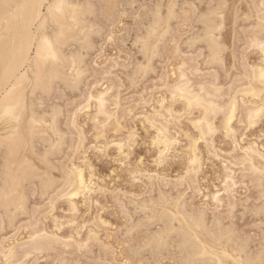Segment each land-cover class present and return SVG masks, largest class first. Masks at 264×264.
I'll return each mask as SVG.
<instances>
[{"label":"bare ground","instance_id":"bare-ground-1","mask_svg":"<svg viewBox=\"0 0 264 264\" xmlns=\"http://www.w3.org/2000/svg\"><path fill=\"white\" fill-rule=\"evenodd\" d=\"M192 1H196V4L200 3L202 5L207 0H192ZM215 1H216V4H213V5H218V4L226 5L225 0H218V1L215 0ZM8 2L13 3V4H33V3H37V2L41 3V4L45 5V7L40 9V12L43 13L45 16H47L48 11H49L47 5H55L58 2H63L65 4H71L72 5L71 9H65L66 14L74 12L77 15V22L74 26L71 24L70 21H66L65 35L64 36H58L59 30H58L57 26L54 23H52L50 17L43 24V27L41 29L43 32L44 38H46L48 40L49 44L51 45L52 55L55 56L54 60H49L46 63V65L42 71V83L45 85V87L47 89L46 95H47V97H49V98H47V102L45 101L46 100L45 93L42 92L40 89H38L36 87V83H35L36 74H37L36 73V53H35V51L32 50L30 52V55L27 57L28 62L25 63L24 68H23L24 78L20 79V78L16 77V75H15V73L17 71L16 67L11 62L6 61V59H5L6 51L4 48V44L0 43V143H5V144L11 143L13 145V151H12L11 155H8L4 151L0 150V224L3 225V227H1V225H0V227H1V229L3 228L4 230L9 229L8 230L9 234H10L11 230L15 232V233L13 232L14 234L11 236V238L9 236H8V238L0 236V256H1V254L3 255V256H1V258L2 257L5 258L6 260H4L3 262L6 261L5 263H7V264H26V261H24L25 258H28L33 253V251L42 250V246L45 242L44 239H48L49 234H50L48 231H46V229H43V227H45L44 225H42L43 222H41L42 229H41L40 223H38L39 227L38 226L36 227V225H37L36 222H38V219H37L36 221L33 220L36 223V225L33 224L34 222L32 223L31 221H30V224H33V228L35 226L36 229H39V228L40 229L36 230L34 228L36 231L35 230L32 231V233L28 237L29 240L27 242H21L20 243V241H17V239H14V237H15L14 235L19 234L21 232V228L23 227V226L21 227V224L18 225L19 223H21L20 219L23 217H28L29 219L34 217L33 213L35 212V210L33 211V209H31L29 207V203H30L29 201L31 199L30 198L31 196L29 195L30 189H28V187L32 186L33 183H36L35 186L33 184V186L35 187L34 193L36 194V191H38L39 198L42 199L43 201L48 200L49 202L53 203V202H55L61 198L67 199V202L69 204V208L66 206L69 209L68 212L74 214L73 217H71L72 220L70 222L69 221L67 222L69 226L70 225L76 226L79 223L78 222V217H79L78 215L80 213L79 212L80 208H79L78 200H80L82 197L85 199V193L83 190L80 189L79 173H81V172L83 173L84 182H85L84 187L86 189H89V188L95 189V190L89 192V194H88L89 197H87V199H85L86 203L88 202V200H90V198H92L90 195L97 192L98 186L96 187V184H95L96 183L95 182V173H94L95 171L93 170L94 165L91 164L90 160L87 159L86 155L84 156L82 154L83 157L79 156L81 158H78L79 160H77V161L81 160L82 164H79V162L76 164V162L75 163L73 162L74 160L73 161L71 160V162H72V163H70L71 165H68L69 162L67 164L68 169L66 167H63L65 169H67L65 171L62 170V173L65 172L64 175L62 174L64 176V183L61 187L60 186L58 187L57 184L60 183V185H61L62 181H59L58 179L57 180L56 179L47 180L46 177L49 174H47L46 172H41V169H39L38 167H36L33 164V160L31 158H29V156L26 155V152H27V150H30L31 155L35 156V157L37 156V158H39L38 160H40V162L42 164L46 165L47 167H49L53 171L57 170V172H58V166H56L52 160L54 157L60 156L62 154L63 147H64V144L66 142L65 133L60 127V125H61L60 120H61V116L63 114V111H62L61 107L59 106V104L58 105L54 104V103L49 104V105H46V104L50 101V99L51 100L55 99L52 97H53L54 93H56L55 92L56 89L59 90L58 88H56L59 85H60L59 87L62 86L65 90L73 92V93L80 91V88H81L83 81L85 80L87 74H89L91 71L89 64H87L89 62V61H87V58H88V56L91 55V52L97 48L96 47V41L94 39L96 37L101 38V35L99 33H101V32L103 33V30H105V29H103V26H100L96 22L93 21L94 20L93 17L97 15L98 10H99L98 6H100L101 12L103 13L102 15H104L107 19H109V21L114 20V18H116L115 17L116 8L118 6L119 1L118 0H8ZM137 2H138V0H128L127 4L132 6V5H135ZM164 3H163V0H157V3H154V5H152L153 7H151L147 11L149 19L147 21L145 20L146 22H144V20L142 21L141 28L139 29L140 31L137 32L136 34L134 33L135 36H134V38L132 37L133 38L132 39L133 40L132 45L134 48L136 47L138 54L141 55V59L139 58L140 60H138L136 58L134 59L135 56L132 57L134 59L133 63H132V72L131 73L127 72V75H126L127 81L129 82V85H130L129 88L131 90L134 86L137 87V85H138V87H139V84H138L139 79H141V81H142V79L144 80L145 78L148 77L149 73H152V72L155 73L156 68L153 65V62L155 61L154 59L158 58V57L162 58V53L160 50V48H161L160 44L166 39L167 36H169L170 33H173L176 30V29L174 30V28L172 29V27H173L172 21H174V20H170V17L172 15H175L177 18L179 17V14H177L176 10L180 6L176 9V7H173V6H177V4H178L177 0H170L169 4H168V12H166L167 15L164 16L165 15V14H163L164 10L162 11L164 6H166V4L163 6ZM262 3H264V0H260V4H262ZM151 4H152V2H151ZM196 4H195V6H196ZM209 4H212V3H209ZM105 5H107V7H105ZM137 5H139V4H137ZM190 5H191V3H190ZM192 6H193V4H192ZM190 8H191V6H190ZM256 8H259V7H257V4H256ZM194 9H195V7H194ZM208 10H209V8H206V10L199 12L197 15L194 12V14L196 16L194 23L197 21L199 15L202 12H208ZM23 11L25 14H27L29 10L25 9ZM178 11H179V9H178ZM223 11H224V8L221 9L219 12V15L214 17V18L219 19L220 16L224 17ZM259 11L261 12V10H259ZM190 13H191V11H190ZM257 13H259V12H257ZM240 17L241 16H239V15L236 17V22L239 21L238 19ZM257 17H258V15H257ZM245 18H246V20H249L248 16H246ZM224 23H225V19H223V21H222V24H223L222 29H218L216 31L217 42L215 44L209 43L207 41L206 37L208 35L209 29H207L203 23H198L199 28H201V29H199V31L197 30L198 32H195L193 35L191 34L192 36H190V37L187 36V38L188 37L189 38L185 39V41H184V43L186 44L185 46H187L191 50L195 49L196 47L198 48L199 45H201V46L203 45V47H201V48L203 49L205 47L204 49L206 50V52L202 53V49L199 47V49H197V51L198 52L200 51V52L198 53V55H197V52H195V54L197 56H195V54H193V57H195V58L198 56L202 57L203 58L202 59L203 65H205V67L207 66L209 68V70L212 69L211 70L212 72L211 71L209 72L205 69L207 71V74H204V72L202 74L200 72L201 70L199 68H196L195 65L193 64L194 67L196 68L197 73L194 72L195 69L192 66L191 68H193L192 71L194 73H191V74H196V77L198 79L199 78L204 79L205 76L209 75V77L211 76L210 78L213 77L212 80H214V81L213 82L209 81V83H207L209 85H206L205 80L203 81V80L199 79L200 81L199 80L197 81L196 78H194L195 76L191 75L193 77V80H195V81H193L192 77H190V75H189L190 74L189 72L191 69L189 70V72H187V73H189L188 74L189 76H188L186 73V69L183 66L184 68H182V71L180 69V72H179L180 74H178L179 75L178 79L175 80V82L177 81L176 83L175 82L174 83L168 82L165 84V82H167V81H165L164 79L168 75H166L165 77L163 76L164 78L162 80L165 81L163 85H164V87L169 88V90L168 89H166V90L169 91L171 102L169 104H167L165 98L159 99L158 100L159 106H158V108H154L153 114L145 115V117H143L144 113H142V115L140 114L145 119L146 124L148 123L150 125L149 127H151V124L149 122L154 123L156 125V127L153 128L155 130V134H154V137L152 139H155L156 136H160L161 142L156 145V147L158 149V151H157L158 157H159L161 151H166V157L164 159V161H166L169 158L168 153L177 146V144L171 145L168 143V141H170L172 139L178 140L177 135H175L177 133L173 132L174 128L172 127L174 125L175 121L176 120H177V122L179 121V116H181L180 114H182V113L186 116H191L193 114V111H197V110H198L197 112L200 111L201 114L199 113L200 114L199 117H195V118L193 117L194 119L189 118L190 119L189 122H191V125L194 127V130L196 129L198 132V134H197L198 137H195V136H194V138L192 137L191 138L192 140L190 139L189 144L186 145L187 149H188L187 150L188 151L187 163L189 164L187 172L191 173V174L194 173V175L199 173V171L201 170V168L203 166L202 160L204 158H202L203 154H202V152L199 148V145H198V143L200 141H204L209 146V142L211 141L212 137L217 132L220 133L221 130L225 132L222 134H225L226 137L234 139L235 138L234 134H235L236 130H235V127H233V124L239 115H241V116H239L241 118L237 120V121H239V124L245 123L248 126V128L256 126V124H258L260 122V119L262 118V116H264V113H261V109H264V86H262V83H261V76L264 75V60H262L260 64H258V65L254 64L253 66L248 64V62H247V64L243 63V65H244L243 66L244 77L240 75L241 77H243V79L241 78L240 80H238L237 79L238 77L236 79H237V82H239V83L241 82V80H245V83H243V81H242L241 84L237 83L238 86L235 84L236 85L235 88H233V86H232V88L230 87V92H227V91H226L227 93L223 92V90H222L223 88L219 84V81H220L219 79H221V78H218V73L220 72V70L224 71V73L226 74L227 77L229 76V71L227 70L226 59H225V57H226L225 54H226L228 47L225 45V43L222 39V37H223L222 32L225 28ZM178 24H180V23H178ZM24 27L25 26H24L23 22H21V21L12 20L11 22H9L5 18L3 10H0V37H6L7 38L10 36H14L17 34V32L23 31ZM68 27H71L70 32L68 31ZM258 27L260 30L259 31L257 30L256 32L254 31V34H252L254 37H252V35H251V38L259 40L260 37L262 36L259 34L264 33L261 31L260 22L258 23L257 28ZM194 29H192V30H194ZM112 34L113 33H111L110 35H112ZM170 35H172V34H170ZM176 35H175V37H176ZM103 36H104V33H103ZM234 36H235V34H234ZM235 39L238 40L237 38H235ZM121 40H122L121 43L126 42V39H124V40L121 39ZM168 40H170V38ZM161 46H162V44H161ZM221 46L225 50L222 54L220 53ZM70 47H72V48H70ZM125 49H127V48H125ZM173 50H174V47H173ZM176 50H178V47H177V49H175V51ZM191 52H193V51H191ZM136 55H137V53H136ZM242 55H244V54H242ZM190 56H192V55H190ZM183 57H185V56H183ZM234 57L237 58V56H235V55H234ZM242 57H244V56H242ZM129 58H131V57H129ZM187 58H189V56ZM218 58H222L223 62L222 63L218 62ZM107 60H109V59H107ZM183 60H184V58H183ZM110 61H111V63H112V61L113 62L115 61L117 63V60H113L110 58V60L108 61L109 65L111 64ZM104 64H106V63L104 62ZM112 64H114L112 66H113V69H115V63H112ZM183 64L187 65L186 63H183ZM190 64H191V62H190ZM195 64H196V62H195ZM130 66H131V64H130ZM180 66L181 65H179L178 68H181ZM196 66H197V64H196ZM106 67L108 68L109 66H106ZM110 67H111V65H110ZM109 70H110V68H109ZM111 71H112V69H111ZM157 71L158 70L156 69V72ZM101 72H103V71L100 70V72L99 73L97 72L96 74L100 75ZM104 73L105 72H103L102 74H104ZM162 73H163V71H162ZM166 74H168V73H166ZM97 75H95V76H97ZM220 76H222V75H220ZM234 81L236 83L235 79H234ZM16 83H20L23 85L22 92H23L24 102L19 108L14 109V115L13 116H8V115H5V112L7 111V109L10 106H12V101L15 100L17 92L20 91L19 89H16L14 91L12 89V87H10V85H15ZM169 83H170V85H169ZM232 85H234V84H232ZM85 89H86V87H85ZM103 89H105V90H103ZM103 89L102 90L100 89L101 91H96V92L87 91L88 96H87L86 104L84 106H80V108H78V110H80V111L85 110V109L87 110L88 108L91 107V104H92L91 102L94 101V104L97 103L95 105V106H97V108H95V109L93 108L94 110L97 109L95 111V115L93 118L91 117L92 119H94L93 121H95V125H97V131H96L97 138H100V137L103 138L105 136V133L108 131V128L110 127L109 125H113L112 126L113 128H110V130L113 129V131H117V129H120V130L123 129V126L121 125L122 122L120 121V120H122L121 119L122 117H120V116L118 117V115H115L116 113L113 114V112L111 111L112 109L109 110L108 105H109V102L112 101L111 104L113 103L118 109L123 104L122 100L124 102V99L123 98L121 99V93L119 94L118 92L116 93L117 95H113L114 99H111L109 97V96H111V95H109V92H111L110 90H112V91L116 90L113 87L111 88V85H108L107 89H106V87ZM135 90H136V88H135ZM145 90H147V89H145ZM224 90H226V89H224ZM60 91H62V90L60 89L59 92ZM57 93H58V91H57ZM111 93H113V92H111ZM145 93H146V91H145ZM141 94H143V93H141ZM174 94L176 96L175 100H173ZM150 95L152 96V94H150ZM238 95H239V97L240 96H242V97L238 98ZM36 96H37V98H38V96H40L39 97L40 99H36ZM124 98H125V96H124ZM131 99H132V97H131ZM133 99H134V97H133ZM39 100H40V102H38ZM179 100H181L183 105H184L180 112L176 111V109L174 108V105L176 104L177 101L179 102ZM142 102H143V100H142ZM38 103L41 104L42 106L45 103L44 104L45 106H43V108L39 109L37 107ZM131 103L132 102H130V104ZM135 103H136V101H135ZM148 103H149V101H148ZM127 107H129V106H127ZM131 109L132 108L130 105V109H128V110L125 109L128 112V113L127 112L126 113L129 115L132 114ZM34 113H35V117H38L39 121H42V123H38L35 125L33 124ZM75 113H77V112H75ZM134 113H135V111H134ZM150 113H152V112H150ZM253 113H261V114L258 116H255L250 122L249 117ZM73 115H72V124H73L74 128L79 129L77 131H79V133L81 135H83L84 131H81V130H83V129H81L83 127L79 126L78 123L76 122V117H75L76 114L74 116ZM88 115H90V114H88ZM68 116H70V115H68ZM164 117L166 118V120H164ZM86 118H88V116ZM229 118H231V120H232V123L230 125L228 124ZM70 119H68V120H70ZM87 120H89V119H87ZM201 120L204 121L203 124L200 123ZM69 122H68V124H69ZM178 123H180V122H178ZM128 124H129V122H128ZM209 126H211V127H209ZM129 127L131 128V126H129ZM95 129H96V127H95ZM128 130L131 131V129H128ZM132 130H134V128ZM137 134H139V133H137ZM225 135H224V138H226ZM83 138L81 136L80 142H78V143H82V141H83L82 144H78L80 146L81 151H82V146L84 145V141H85V139L83 140ZM110 139H113V138L110 137ZM235 139H234V146L237 147L236 146L237 145V141H236L237 139L236 140ZM242 140H240V141H242ZM258 140H259V138H258ZM103 141L101 140V142H103ZM73 142L75 143V141H73ZM118 142H116V141L115 142H107L106 144H104L105 145L104 148H106L108 145H110V143L117 144ZM74 143H73V146H74ZM38 144H39V146H38ZM210 144H212V143L210 142ZM243 144H245V143H243ZM37 146H38V148L41 146V149L40 148L38 149ZM206 147H207V145H206ZM93 148H92V150H93ZM212 148H213V144L211 145V149ZM80 149H77V150H80ZM97 149H100L99 146ZM213 149H215V148H213ZM107 150H108V148H107ZM209 150H210V148H209ZM241 150L243 151L244 154L241 157L242 159L241 158L240 159L243 162H247L250 169H252V171L258 175V178H259L258 181L260 180L262 182L261 173L264 172V168L262 167V165L260 163L262 161H264V159L261 158L262 156H264V153L260 149V144L258 145L257 141H251V142H248L245 147L243 146L241 148ZM117 151H119V149H117ZM237 151H238L237 148H234V150L232 148L231 152L237 153ZM104 152H106V151L104 150ZM211 153H212L211 154L212 156H215L214 155L215 153H213V150ZM219 154H220V152H219ZM219 154H217V156ZM221 154H223V153H221ZM227 154H230V153H227ZM70 155L71 154H69V156ZM116 155H117V153H116ZM117 156H119V155H117ZM231 156H233V155H231ZM185 157H186V155H185ZM228 157H230V156H228ZM70 158H72V157H70ZM193 160L195 161V164L192 163ZM230 160H231V158H230ZM233 165L234 164L232 162V167H233ZM224 166H225V171H223V173L225 172L224 173L225 174V178H224L225 181L224 180L223 181L224 182H230V181L234 180L233 174L236 173L235 171H237V170L232 171L231 170L232 167L229 168V165L227 166V164ZM185 167H186V165H185ZM40 168H42V166ZM63 168H61V169H63ZM77 170H79V172ZM50 171L51 170H49L47 172H50ZM159 176H161V175H159ZM195 176H194V180H196ZM6 177H7V181L5 179ZM162 177H165V176H162ZM148 179H150V178H148ZM154 179L155 178H153V180ZM136 180H137V178H136ZM100 181H102V180H100ZM181 182H182V180H181ZM98 183H99V181H98ZM147 183H148V181H147ZM194 183H195V181L193 182V184ZM101 184H100V186H101ZM154 184H152V185H154ZM177 185H178V183H177ZM55 186H57V188ZM103 186H104V184H103ZM162 186H163V184H162ZM166 186L168 187V183L166 184ZM174 186H176V184ZM161 187L158 186V188H157L158 192H157V195L155 197H151V198L148 197L149 199H147V200L144 199V201L139 200L140 202H138V200H135V202H134V198L131 199L132 197L130 198L128 196L131 200H133V201H131L129 199L131 201L129 204L131 206L133 205L132 206L133 208H131V209H133L132 211L135 213V215H137V214H141V215H140V218H138V220H134L132 218V216L130 217L128 215L129 216V220L127 218L128 224H126V227L124 226L125 231L123 232V234L125 233V236L126 235L132 236V235H135L134 233H136L138 231L140 233V230L142 231L143 229H145V231L143 230L144 235L140 238V240L138 242H134V244L129 243L128 247L127 246H126L127 248L125 247L127 249V253L131 255V259H129V258L127 259V257H126V261H129V263H131V262L134 263V259L136 260L137 258H140V261H139V263H140L142 261L141 258L144 257L146 254L149 258V259H147L148 260L147 261L148 263L146 262L147 264H152L153 260L156 261V264H163V262H161L160 259L163 256L166 257V255L172 256V257L168 256L170 258H167V257L166 258L170 259V260L173 259L172 260V261H174L173 264H181V261H194V262H198V264H244V262L249 261V260L258 262L262 258V256H264V246L259 245V244L258 245L256 244L255 246H253L252 245L253 243L251 242L252 239L249 236H247L246 234L243 235L244 233L241 235V232L239 233V230H237L235 223L228 222L229 224H226L225 220L222 219V217L220 215H217L215 213H213L211 216H209L207 208L205 209L204 207H197L194 209V207L191 208L192 205L189 207L188 202L186 200L187 196L183 195V194H185V192L180 191V192H176L177 194L174 193L175 195H172L170 193V191L167 192V190L169 188L167 190H165L166 187L164 186L165 187V188L163 187L165 190L164 191ZM54 188H56L57 190ZM101 188L103 189V187H100V189ZM32 189H33V187H32ZM53 189L55 190L54 191L55 194H53V191H52ZM74 189L76 191H79L80 194L74 195V193H73ZM152 189H153V187H152ZM199 189H201V188H199ZM101 191H103V190H101ZM110 191H108V192H110ZM155 191H153V192H155ZM196 194H197V192H196ZM118 195H120V194L118 193ZM125 195H126V193H125ZM211 195L214 196L215 194H211ZM32 196H33V194H32ZM102 196H104V195H102ZM133 197H135V196H133ZM174 198H181L182 207H183L184 202L186 200V202H187L186 211H187L188 215H185V212L180 210V209L171 208L168 210L174 214L173 218H165V217L160 216L159 213L163 212L164 209L159 206V202L162 199H164L166 201H171ZM223 200H224V198H223ZM230 201H232V200L230 199ZM120 202H122V201H120ZM127 202H129V201L127 200ZM48 204H50V203H48ZM55 204L52 206L53 208L51 207L52 210L55 208ZM84 204H85V202L82 205H84ZM212 204H211V206H212ZM215 204H216V202H215ZM230 204L232 206V204H234V201L232 203L230 202L229 205ZM87 205H88V203H87ZM208 205H210V204H208ZM99 206H101V205H99ZM98 207H96V208H98ZM213 207H214V205H213ZM102 208L103 207H101V209ZM137 208L139 209L138 212H137ZM220 208H221V206H220ZM262 208H261V206L258 208L253 207V208H251V212L248 214L252 213L255 216H258L261 214L263 215L264 214V206L263 205H262ZM36 209H38V208H36ZM47 209H49V208H47ZM86 209H87V207H86ZM231 209H233V207L230 208V210ZM248 209L249 208L246 207L244 212L246 213V211H248ZM227 210H229V209H227ZM123 212H124V210H123ZM36 213H35V215H36ZM127 213L130 214V211ZM153 213H156V214L154 215ZM209 213H210V211H209ZM230 214L231 213H229V215ZM192 216H195L198 220L201 221L200 227H193L192 226V224L190 223V217H192ZM53 217H54L55 223L58 224L59 223L58 219L55 218L54 215H53ZM28 218H26V219H28ZM71 218H69V220ZM96 219L102 225L107 226L108 223L105 221L106 219L104 220V218H102L100 216L97 218L95 217V221H96ZM40 221L41 220L39 219V222ZM65 222L66 221H63L64 224H65ZM27 223H28V221H27ZM64 224L59 223L58 225H61L60 227L63 228L64 226H62V225H64ZM79 224H82V223H79ZM85 224H87V223H85ZM100 225H99V227H100ZM30 226H32V225H30ZM65 226H67V225H65ZM60 227L58 226V228H60ZM76 227H79V225ZM76 227H74V228H76ZM58 228L55 227V229H58ZM1 229H0V231H1ZM79 229H81V228L80 227L77 228V230H79ZM97 229H98V227H97ZM230 229L235 234L234 238H232L231 240L225 239L222 244H217V243L213 242V240L211 239L212 236H214L218 233H227ZM17 231H20V232L17 233ZM79 232H80V230L77 231L76 234L79 235ZM88 232L90 233V231H88ZM161 233L166 234L165 244L163 246H161L159 244V238H160ZM77 235H75V237ZM94 236H96V235H94ZM88 237H87V239H88ZM12 238L14 239V241L13 240H12L13 242L9 241ZM72 238H73V235H72ZM126 238H128V237H126ZM101 239H102V237H101ZM123 240H124V238H123ZM7 241L10 242V244L9 243L7 244ZM54 241H56V239ZM74 241H75V239H74ZM76 242H77V240H76ZM123 243H125V242H123ZM108 244H105V245H108ZM201 245H203V248H201ZM45 248H46V246H45ZM43 249H44V246H43ZM115 250H114V252H115ZM118 252H120V251H118ZM124 257H125V255H124ZM165 257H163V258L165 259ZM67 260H69V259H67ZM96 261H98L99 264H113L110 260H108L107 257L101 258L98 256ZM96 261L94 262V264L96 263ZM118 262L120 263L119 260H118ZM58 263H60V261ZM61 263H63V258H62Z\"/></svg>","mask_w":264,"mask_h":264},{"label":"rangeland","instance_id":"rangeland-1","mask_svg":"<svg viewBox=\"0 0 264 264\" xmlns=\"http://www.w3.org/2000/svg\"><path fill=\"white\" fill-rule=\"evenodd\" d=\"M118 1L119 2H118V6L116 8V14H115L116 18H114V20H110V21L104 15H102L103 13L101 12L100 6L97 5L99 10H98L97 15L93 17V19H94L93 21L96 22L98 25L103 26V29H105V30H103V33H104L103 37L104 38H99V37L97 38L96 37L94 39L96 41V47L97 48L94 51H92L91 55L88 56V58H87V61H89L87 64H89L91 71L89 74H87L85 80L83 81V83H82L83 86L81 85L80 91L73 93V92L65 90L62 86L59 87L60 86L59 85L56 88H58L59 90L61 89L62 91L59 92V90L56 89V91H55L56 93H54V95L52 97L55 99H52V100L50 99V101H49L50 103L48 102L46 104V105H49L52 103L57 104V105L59 104V106L61 107V109L63 111V114H62L61 120H60V124H61L60 127L65 133L66 142L64 144L62 154L60 156L54 157L52 160L55 163V165L58 166V172H57V170H54L55 171L54 172L52 169H50L46 165L42 164L40 162V160H38L39 158H37V156L35 157V156L31 155L30 150H27V152H26V155L29 156V158H31L33 160V164L36 167L41 169V172H46L47 174H49L46 177L47 180H49V179H56L57 180L58 179L59 181H62L61 185H60V183L57 184L58 187L59 186L61 187L64 183V176L63 175L65 172L62 173V170L65 171L68 169V166H67L68 162H69L68 165H71L70 164V163H72L71 160L72 161L74 160L73 162L74 163L76 162V164L78 162H79V164H82L81 160L80 161H77V160H79L78 158H81L79 156H82V154L84 156L86 155L87 159L90 160L92 165H94L93 170L95 171L94 172L95 173V182H96L95 184H96V187L98 186L97 192L93 193L94 195L93 194L90 195L92 198H90V200H88V202H87L88 205L86 203V200L83 197L81 199L79 198L80 200L77 199L78 203H79V208H80V211H79L80 213L78 215L79 216L78 222L82 223V224L78 223L76 225V226L79 225V227L82 229V230L79 229L80 232H79V235H77L76 233H77V231H79V230H77V228H79V227H76L75 225L69 226L67 223L68 221L70 222L72 220L71 217H73V215H74L73 213L68 212L69 211V209H68L69 204L67 202V199L61 198V199H58L57 201H55L53 203H51L45 199H44L45 201H43L42 199L39 198L38 191H36V194L34 193L35 192L34 186L36 183H33L34 186H33V184H32V186L29 185L30 187H28V189H30L31 191L33 190L32 192L29 190V195L31 196L30 197L31 199L29 201L30 202L29 207L31 209H33V211L35 210V212L33 213L34 217L30 218L31 220L28 217H23L25 220L23 218L20 219L21 223L18 222L19 223L18 225L21 224V227L22 226L23 227L21 228V232L17 231V233L18 232H20V233L19 234L16 233L17 235H14L15 236L14 239H17V241H20V243L21 242H27L29 240V238H28L29 235L32 233L33 230L36 229L37 226L39 227L38 223H40V225H41V222H43L42 225L45 226V227H43V229H46V231H48L51 235L49 234L48 239H44V241H45L43 244L44 249L42 246L43 251L42 250L33 251V253L29 256L30 258L29 257L25 258L24 261H26V264H94V262L97 260V258L99 256L101 258L107 257L108 260H110L113 264H121L122 261H126V257H127V259L128 258L131 259V255L127 253L126 248L128 247L129 243L134 244V242H138L140 240V238L144 235L145 229H143L144 231L140 230V233H139V231L134 233L135 235H132V236H128V235L125 236V233L123 234V232L125 231L126 224H128L127 218L129 220V216L130 217L132 216V218L134 220H138V218H140V215H141V214H137V215L133 214L134 213L132 211L133 209H131V208H133L132 207L133 205L131 206L129 203L131 201H133V200H131L133 198H134V202H135V200H138V202H140L141 200L144 201V199L147 200L151 197H155L157 195V192H158V190H157L158 186L161 187L162 184H163V186L161 188L163 190L165 187H166L165 190H167L169 188L167 190V192L170 191V193L172 195H175V194H177L176 192H180V191L185 192L187 194L186 200L188 202L189 207L192 205L191 208L194 207V209L197 207H204L205 209L207 208L209 216H211L213 213H215L217 215H220L222 217V219L225 220L226 224H229L228 222L235 223V226H236L237 230H239V233L241 232V235L244 233L243 235L246 234L247 236H249L252 239L251 242L253 243L252 244L253 246H255L256 244L264 246V214L263 215L261 214L258 216H255L252 213L248 214L251 212V208H253V207L258 208L260 206L262 208V205L264 206V198H262V196H261V183L262 182L260 180L258 181V179H259L258 175L256 173H254L252 171V169H250L247 162H243L241 160L242 159L241 157L244 154L243 151L241 150V148L243 146L245 147L247 145V143L251 142V141H257L258 145L260 144L261 151L264 153V116H262V118L260 119V122L258 121L259 123L256 124V126L251 127V128H248V126L245 123L239 124V121H237V120L241 118V117H239L241 115L238 116V118L234 121V124H233V127H235V130H236L234 135H235V138L237 140L235 138L234 139L237 141V145H236L237 147L234 146V139L226 137L225 134H222V133H225L222 130L220 133L217 132L212 137V139L210 141L213 144V148H215V149H213V148L211 149L212 144H210V142H209V146H208V144H206L204 141H200L199 142L200 144L198 143V145H199V148L203 154L202 158H204L205 160L204 159L202 160L203 166H202L201 170L199 171V173L195 174L196 176L194 175V173H192L195 176L196 180H194V176L191 173L187 172L189 164L187 163V161H188V151L187 150L188 149H187L186 145L189 144L190 139L192 137L193 138H194V136L198 137L197 136L198 132L196 129L194 130V127L191 125V122H189V120H190L189 118L192 119L193 117L194 118L199 117L201 114L200 111L199 112H197L198 110L193 111V114L191 116H186L183 113L180 114L181 116H179L178 122H180L181 124L178 123L177 120L175 121L174 125L172 126L174 128L173 129L174 131L173 130L172 131L174 133H177L175 135H177V138L180 142H179V144H177V146L174 149H172L168 153L169 154L168 155L169 158L167 157L168 161L166 160V161H164L163 164H159L157 161V158H158L157 147L155 146L154 148H151V149L148 147L152 138L154 137L155 130L153 128L149 127L150 125L148 123L146 124L145 119L143 117H145V115H151L154 113L153 112L154 108H158V106H159L158 105L159 99L165 98L167 104H169L171 102L170 94L168 91L169 88L164 87V85H163L164 82L167 81V82H165V84L168 82L174 83L175 80L178 79V76H179L178 74H180L179 73L180 69L182 71V68H184V67L186 69V73L189 72V70L191 69L189 72L190 74L187 73V75L189 74L190 77H192L191 75H194L195 76L194 78H196L197 81L199 79L203 80V81L205 80L206 85H209V84H207V83H209V81H212V82L214 81V80H212L213 77L210 78L211 76L209 77V75L205 76L204 79H201V78L198 79L196 77V74H191L194 72L197 73L196 68H199L201 70L200 72L202 74H203V72H204V74H207V71L210 72L212 69L209 70V68L207 66L205 67V65H203V60H202L203 58L202 57H199V56L196 58L193 57V54H195V52H197V55H198V53L200 51L198 52L197 49H199V47L200 48L203 47V45L202 46L199 45L198 48L196 47L195 48L196 50L195 49L191 50L187 46H185L186 44L184 43V41H185V39H188L190 36H192L195 32H198L199 29H201V28H199L198 23H196V22L194 23L195 17H196L194 12L197 15L199 12L206 10V8H209V5L216 4V1L215 0H207V1H205V3L202 4L203 5L202 6L200 3L196 4V1H192V0H177V2L179 4V5L177 4V6L178 7L180 6V7L179 8L176 7V9L177 8L179 9V11L177 9L176 12H177V14H179V17L183 16V21L177 22L176 20H174V21H172L173 23L171 22L172 26H173L172 29L174 28V30L175 29L176 30L175 31L173 30L174 32L172 31L173 33H170L172 35L169 34V36H167L168 38L166 37L167 40L165 39L166 41L164 40L165 42L163 41L161 43L162 46L160 44V47H161L160 50L162 53V58L161 57L155 58L154 59L155 61L153 62L154 67L158 71L156 72V69H155V73H153V72L149 73L148 77L145 78L144 80L142 79V81H141V79H139L138 80L139 87H138V85H137V87L134 86L132 88V90L129 88L130 85H129V82L127 81L126 75H127V72L128 73L132 72L133 60L135 58L138 60L141 59V55L138 54L136 47L134 48L132 45V43H133L132 39L134 38L135 34L140 31L139 29L141 28L142 21L144 20V22H146L149 19L147 11L151 7H153L152 5H154V3H157V0H138L139 3L137 2L135 4V8H133V7L131 8L130 7L131 5L127 4L128 0H118ZM169 1L170 0H163V3L165 2L163 4V6L166 4V6H164L165 9L164 8L162 9V11L164 10V13H163V14H165L164 16L167 15L166 12H168ZM151 2H152V4H151ZM225 2H226L227 7H226V9L224 8V11H223L224 19H225V23H224L225 28L222 32V36H223L222 39H223L225 45L228 47L226 54H225V56H226L225 59H226L227 70L229 71V76L227 77L226 74L224 73V71L220 70L221 73L220 72L218 73V78H221V79H219L220 81L219 80L218 81H219V84L223 88L222 89L223 92H226V91L230 92V87L232 88V86H233V88H235V86L236 85L238 86V84H241L242 81H243V83H245V80H241L240 83L237 82V79L240 80L241 78L243 79V77H244V74H243V72H244L243 66L244 65H243V63L247 64V62H248V64L253 66L254 64L255 65L260 64L262 61V57L259 56L260 54H259L258 50L253 49V48H249V46H248V44H250L249 41L251 39H253V38H251V35L254 34V31L256 32L257 30L258 31L260 30L259 27L257 28V26H258V23L260 22V16L259 15L261 14V12L259 10H261V4H260V0H225ZM190 3H191V5H190ZM209 3H212V4H209ZM137 4H139V5H137ZM183 4L184 5L186 4V5L184 6ZM192 4L195 7V9L192 6ZM195 4H196V6H195ZM256 4H257V7H259V8H256ZM190 6H191V8H190ZM190 11H191V13H190ZM257 12H259V13H257ZM238 15L241 16L240 17L241 19L239 18L238 19L239 21L237 20L238 22H236V17ZM257 15H258V17H257ZM246 16L249 17V20L245 19ZM178 23H180V24H178ZM121 25H123V27H121ZM192 29H194V30H192ZM238 30H239V32H238ZM250 30L251 31L253 30V31L251 32ZM111 33H113L112 35L114 37H113V42L110 43L107 41V36L110 35ZM234 34H235V36H234ZM263 34H259V35H263ZM175 35H176V37H175ZM187 36H189V37L187 38ZM234 37L237 38L238 40H236ZM252 37H254V36L252 35ZM169 38H170V40H168ZM121 39H123V40L126 39V42L121 43ZM173 47H174V50H173ZM177 47H178V50L175 51V49H177ZM70 48H72V47H70ZM125 48H127V49H125ZM204 48L203 49L201 48L202 53L206 52V50ZM191 51H193V52H191ZM136 53H137V55H136ZM242 54H244V55H242ZM190 55H192V56H190ZM197 55L195 54V56H197ZM234 55L239 56V59L234 57ZM183 56H185V57H183ZM188 56H189V58H187ZM242 56H244V57H242ZM129 57H131V58H129ZM132 57H134V59ZM110 58L113 60H117V63L115 61L114 62L112 61V63H115V69H113L112 65H114V64H112L111 61H110L111 67L109 65L108 61L110 60ZM183 58H184V60H183ZM107 59H109V60H107ZM103 61L106 64H104ZM190 62H191V64H190ZM195 62L197 64V66H196ZM183 63H186L187 65H184ZM130 64H131V66H130ZM193 64L195 65L196 68L194 67ZM179 65H181L180 66L181 68H178ZM106 66H109V67L107 68ZM192 66L195 69L194 72L192 71V69H193V68H191ZM109 68H110V70H109ZM111 69H112V71H111ZM100 70H102L105 73L102 74L103 72H101L100 75H97L96 73L97 72L99 73ZM94 71L95 72L97 71V72L95 73ZM162 71H163V73H162ZM166 73H168V74H166ZM95 75H97V76H95ZM166 75H168V76H166ZM220 75H222V76H220ZM240 75L243 77H241ZM163 76L164 77L166 76L164 79L165 81L162 80L164 78ZM234 79L236 80V83H235ZM192 80H193V77H192ZM193 81H195V80H193ZM232 84H234V85H232ZM108 85H111V88L113 87L116 89L113 91L110 90L111 92L114 93L113 94V93L109 92V95L112 96V97L109 96L111 99H114L113 95H117L116 94L117 92L119 94L121 93V99L122 98L124 99V102L122 100L123 104L118 109L113 103H112L113 105L111 104L112 101L109 102V105H108L109 110L112 109L111 111L113 112V114L116 113L115 115H118V117L119 116L122 117L121 119L123 121L120 120L122 122L121 125L123 126V129L120 131L121 137H123V135H125L123 130H125V129H127V130L131 129L132 130L133 128L137 133H139L138 135L140 136L139 144L135 148V150L133 151V154L131 155L130 163L128 166H125L123 164V162H121L119 164L117 163V157H118L117 155H119V151H117V148L115 147L116 144L110 143L111 147H109V145H108L106 148H104L105 147L104 144H106L107 142H115V141L118 142L119 141V139L116 137V136H118L117 131H113V129L110 130V128H113L112 127L113 125H109L110 127L108 128V131L105 133V136L103 138H101V137L97 138V133H96L97 125H95V121H93L94 119H92L95 115V111L97 110V109L94 110L95 108H97V106H95L97 103L95 102L96 104H94V101H93V102H91L92 103L91 107L88 108L87 110L86 109L81 110V111L78 110V108H80V106H84L86 104V100H87V96H88L87 91H89V92L90 91H92V92L101 91L105 87L107 89ZM169 85H170V83H169ZM85 87H86V89H85ZM135 88H136V90H135ZM144 88L147 90H145ZM166 89H168V90H166ZM224 89H226V90H224ZM103 90H105V89H103ZM57 91H58V93H57ZM145 91H146V93H145ZM141 93H143V94H141ZM150 94H152V96ZM124 96H125V98H124ZM39 97L40 96H38V98H37V96H36V99H40ZM131 97H132V99H131ZM133 97H134V99H133ZM240 97H242V96H240ZM240 97L238 95V98H240ZM142 100H143V102H142ZM45 101L47 102V99ZM135 101H136V103H135ZM148 101H149V103H148ZM38 102H40V100ZM130 102H132V103L130 104ZM38 104H37V107L39 109L43 108V106H45L44 104H43V106L41 104H39V105ZM129 104L131 105V108H132L131 109L132 114H130V115L127 114L128 112L125 110V109H127V110L130 109ZM127 106H129V107H127ZM183 106L184 105H183L182 101L179 100V102L177 101L176 104L174 105V108L176 109V111L180 112L182 110ZM134 111H135V113H134ZM75 112H77V113H75ZM150 112H152V113H150ZM142 113H144L143 117L141 116ZM73 114L74 115L76 114L75 117H76V122L78 123V125L83 127V128H81V127L80 128L83 129L81 131H84L83 135L85 137L83 135H81L79 133V131H77L79 129L74 128V126L72 124V115ZM88 114H90V115H88ZM68 115H70L71 117ZM87 116H88V118H86ZM68 119H70V120H68ZM87 119H89V120H87ZM164 120H166L165 117H164ZM68 122H69V124H68ZM128 122H129V124H128ZM129 126H131V128ZM95 127H96V129H95ZM146 127L149 128L150 134L145 133L144 129ZM224 135L226 138H224ZM81 136H82V138L84 137L83 140L85 139L84 145L82 146V151L80 149V146L78 145V144L83 143L82 140H81L82 143H78V142H80ZM110 137L113 139H110ZM258 138H259V140H258ZM101 140L102 141L104 140V141L101 142ZM240 140H242V141H240ZM73 141H75V143ZM73 143H74L75 147L73 146ZM243 143H245V144H243ZM93 144L95 145V147H94L95 149L92 147ZM206 145H207V147H206ZM38 146H39V144H38ZM38 146H37V148H38ZM98 146L100 149L103 147L102 148L103 152L97 150ZM39 148L41 149V146ZM92 148H93V150H92ZM107 148H108V150H107ZM209 148L211 151L209 150ZM232 148H233V150H234V148H237V150L239 152L238 151H237V153H235L236 151L231 152ZM77 149H80V150H77ZM104 150L106 152H104ZM212 150H213V153H215L214 154L215 156L211 155ZM219 152H220V154H219ZM224 152L226 154L230 153L233 156H231L230 154L226 155ZM68 153L71 155L69 156ZM116 153H117V155H116ZM221 153H223V154H221ZM217 154H219V155L217 156ZM185 155H186V157H185ZM228 156H230V157H228ZM70 157H72V158H70ZM140 157H143V164L142 165L139 163ZM230 158H231V160H230ZM231 161L234 164L233 167H232ZM226 164H227V166L229 165V168L232 167V169H231L232 171L237 170V171H235L236 173L233 172L234 173L233 177H234V180H235L236 184L238 185V187L233 188V190H232L234 192V195L231 198L232 201H230L229 198L227 196H225L224 200H222V202L224 201L223 202L224 204L222 203V204L218 205L219 206L218 207L215 204V201L208 199V197L212 196L211 194H215L216 193L215 191L217 189H219L220 191H223L224 184H225V182H224L225 181V179H224L225 178V174H224L225 172L223 173V171H225L224 165H226ZM260 164L264 168V161H262ZM185 165H186V167H185ZM41 166H42V168H40ZM63 167H66L67 169H65ZM61 168H63V169H61ZM49 170H51V171L47 172ZM113 172L118 173V176L116 179L112 178ZM135 172L136 173H142L143 175L142 174H136ZM186 174H187V180H190L192 184L195 181V183L192 185L191 192H189V189H188V186L186 183V179H185ZM159 175H161V176H159ZM162 176H165V177H162ZM136 178L138 181L136 180ZM148 178H150V179H148ZM153 178H155L156 180L155 179L153 180ZM100 180H102L103 182ZM181 180H182V182L183 181L184 182L182 183ZM261 180H264V177H262ZM98 181H99V183H98ZM147 181H148V183H147ZM166 182L168 183V187L166 186V184H167ZM174 183L176 184V186H174L175 185ZM177 183H178V185H177ZM100 184H101V186H100ZM103 184H104V186H103ZM152 184H154L155 186ZM245 185H247V187H245ZM32 187H33V189H32ZM55 187L57 188V186H55ZM100 187H103V189L102 188L100 189ZM152 187H153V189H152ZM198 187L201 189H199ZM56 188H54V189H56ZM54 189L52 190L53 194H55ZM101 190H103V191L105 190L106 192L105 191L103 192ZM108 191H110V192H108ZM153 191H155L156 193ZM196 192H197V194H196ZM118 193L120 195H118ZM125 193H126V195H125ZM200 193L204 194V198L201 197ZM32 194H33V196H32ZM102 195H104V196H102ZM128 196L130 198L131 197L132 198L130 199ZM133 196H135V197H133ZM87 197H89V196H87ZM127 200L129 202H127ZM228 200L231 203L234 201V204H232V206H231V204L229 205L230 202ZM83 201L85 202L84 205H82L84 203ZM120 201H122V202H120ZM48 203H50V204H48ZM54 204H55V208L52 210L51 207ZM208 204H210V205H208ZM211 204H212V206H211ZM99 205H101V206H99ZM213 205H214V207H213ZM220 206H221V208H220ZM86 207H87V209H86ZM96 207H98V208H96ZM101 207H103V208L101 209ZM232 207H233V209L230 210V208H232ZM246 207H248L250 210L248 209L249 212L246 211V213H245L244 210ZM36 208H38V209H36ZM47 208H49V209H47ZM227 209H229V210H227ZM123 210H124V212H123ZM125 210H126V212L130 211V214L129 213L125 214ZM209 211H210V213H209ZM35 213H36V215H35ZM229 213H231V214L229 215ZM53 215L55 216V218L58 219L59 223L64 224L63 221H66L65 224L62 225V226H64L63 228L60 227L61 225H58L59 223L58 224L55 223ZM99 216L104 218V220L106 219L105 221L108 223L107 226L99 223L97 219L95 221V217L97 218ZM26 218H28V219H26ZM69 218H71V219L69 220ZM37 219H38V222H36L37 223V225H36V223L34 221H36ZM39 219L41 220L40 222H39ZM27 221H28V223H27ZM30 221L32 223L34 222L33 224L36 225V227L34 226L35 229L33 228V224H30ZM85 223H87V224H85ZM30 225H32V226H30ZM42 225H41V229H42ZM65 225H67V226H65ZM99 225H100V227H99ZM58 226L60 228H58ZM1 227H3V225H1ZM1 227H0V229H1ZM55 227L58 229H55ZM74 227H76V228H74ZM97 227L99 230L97 229ZM2 229H1L2 232L0 231L1 237H5V238L7 237L8 238V236H9L11 238V236L15 233L14 231L11 230L10 234H9V231H8L9 229L8 230L6 229L7 231L4 229L2 230ZM39 229H36V230H39ZM88 231H90V233ZM74 234L77 236L75 237ZM72 235H73V238H72ZM94 235H96V236H94ZM86 236L87 237L89 236L88 239ZM101 237H102V239H101ZM126 237H128V238H126ZM123 238H124V240H123ZM14 239L12 238L9 241H12V240L14 241ZM55 239L58 243L56 241H54ZM74 239H75V241H74ZM76 240H77V242H76ZM123 242H125V243H123ZM8 243L10 244V242L7 241V244ZM105 244H108V245H105ZM45 246H46V248H45ZM114 250H115V252H114ZM118 251H120V252H118ZM124 255H125V257H124ZM1 256H3V255L1 254ZM1 256H0V264H7V263H5L6 261L3 262L6 259L3 257L1 258ZM168 256H171V255H166L167 258H170ZM144 257L141 258L142 259V261L140 262L141 264H147L148 263L147 262L148 261L147 259H149L148 256L145 254ZM163 257H165V256H163ZM166 257H165V259L161 258L160 259L161 262H163V264H173V262H174V261H172L173 259L171 258L172 260H170V259H167ZM62 258H63V263H61ZM67 259H69V260H67ZM117 259L120 261V263L118 262ZM59 261H60V263H58ZM139 261H140V259H139ZM97 263L99 264L98 261H96L95 264H97ZM129 264H138V258L136 260L134 259V263L131 262Z\"/></svg>","mask_w":264,"mask_h":264},{"label":"snow or ice","instance_id":"snow-or-ice-1","mask_svg":"<svg viewBox=\"0 0 264 264\" xmlns=\"http://www.w3.org/2000/svg\"><path fill=\"white\" fill-rule=\"evenodd\" d=\"M45 5L41 3H33V4H13L8 2V0H0V10H3L5 18L11 22L12 20L21 21L24 24V30L17 32L16 35L10 36V37H0V43L4 44V48L6 51L5 59L7 62H11L17 69L15 75L16 77L23 79L24 73L23 68L27 61V57L30 55V52L32 50L36 53V87L40 89L42 92L45 93V98H49L46 95L47 89L45 85L42 83V71L46 65V63L49 60H54L55 56L52 55V49L51 45L49 44L48 40L44 38L42 27L43 24L47 21V19L50 17L52 23H54L58 28V36H64L65 35V25L66 21H70L71 24L74 26L77 22V15L76 13L72 12L69 14L65 13V9H71V4H65L63 2H58L55 5H47L48 7V14L45 16L43 13L40 12V9L44 8ZM107 7V5H105ZM130 7L135 8V5H132ZM178 7V6H173ZM194 7V6H193ZM226 5L218 4V5H209L208 12H202L196 23H203L208 31V35L206 37L207 41L209 43L215 44L217 42L216 37V31L218 29H222L223 24L222 21L224 17L220 16L219 19H215L214 17L219 15V12L221 9L226 8ZM29 10L27 14L24 13L23 10ZM111 19V18H110ZM246 19V18H245ZM170 20H176L177 22L183 21V16L176 17L175 15H172L170 17ZM123 27V25H121ZM260 28L261 31L264 32V3L261 4V14H260ZM68 31H71V27H68ZM239 32V30H238ZM101 35V38L103 37V33H99ZM167 34V33H166ZM108 42H113V36L108 35L107 36ZM122 42V40H121ZM250 48L258 50L260 56L262 57V60H264V35L260 37L259 40L252 39L250 41V44L248 45ZM225 50L221 46L220 53L222 54ZM237 59H239V56H237ZM218 62H223L222 58H218ZM150 70V69H149ZM261 83L262 86H264V75L261 76ZM12 89L15 91L16 89H19L20 91L17 92L15 100L12 101V106H10L7 111L5 112V115L13 116L14 115V109L19 108L23 102V85L20 83H16L15 85H10ZM176 99L175 94L173 95V100ZM261 113H264V109H261ZM261 113H253L250 115L249 120H251L255 117L260 115ZM42 123V121H39L38 117H35L34 113V120L33 124ZM151 127L155 128L156 125L154 123H151ZM201 124L204 123L203 120L200 121ZM232 123L231 118L228 119V124L230 125ZM211 127V126H209ZM120 129H117L119 142L115 145L117 149H119V156L117 157V163L123 162L125 166H128L130 163L131 155L135 148L138 146L140 141V136L137 134L135 130H123V132L126 135H123L121 137L120 135ZM145 133H149V128H145ZM161 142L160 136H156L155 139H152L148 147L154 148L158 143ZM171 145H176L179 143L178 140L172 139L168 141ZM95 147V145H93ZM111 147V145H109ZM0 150L4 151L8 155L12 154L13 151V145L11 143H0ZM98 151H103V149H97ZM166 157V151H161L159 157L157 158L158 163L163 164L164 159ZM264 159V156L261 157ZM139 163L143 164V157L139 158ZM193 164H195V161H192ZM79 172V170H77ZM136 174H142V173H136ZM262 177H264V172L261 173ZM118 176V173L113 172V179H116ZM7 181V177L5 178ZM186 183L189 189V192L192 190V183L190 180H187V174H186ZM84 176L83 173H79V184L80 189L84 191L85 193V199H87V196L90 191L95 190L94 188L86 189L84 187ZM238 187L236 182L234 180L230 182H225L224 184V190L220 191L219 189L216 190V193L214 196L208 197L210 200H214L217 205L222 203V200L225 196L229 198V200L233 197L234 192L232 191L233 188ZM247 187V185H245ZM74 195H79L80 192L73 190ZM183 195H187L186 193ZM201 197L204 198V194L200 193ZM261 196L264 198V180H262L261 183ZM159 206L164 209L163 212L159 213L160 216L165 218H173L174 214L169 211L168 209L171 208H177L185 212V215H188L186 211L187 202L185 200L184 205L182 207L181 205V198H174L171 201H166L162 199L159 202ZM139 209L137 208V212ZM125 214H127L125 210ZM135 214V213H133ZM154 215L156 213H153ZM190 223L193 227H200L201 221L198 220L195 216L190 217ZM234 233L231 231V229L227 233H218L211 237L213 242L217 244H222L225 239L231 240L234 238ZM165 233L160 234L159 238V244L163 246L165 244ZM201 248H203V245H201ZM138 258V264H139ZM121 264H129V261H122ZM152 264H156V261H152ZM181 264H198V262L194 261H181ZM244 264H264V256L257 262V261H246Z\"/></svg>","mask_w":264,"mask_h":264}]
</instances>
